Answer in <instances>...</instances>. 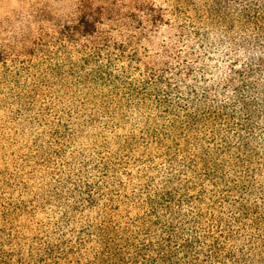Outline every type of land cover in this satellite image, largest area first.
Wrapping results in <instances>:
<instances>
[{"label":"trees","instance_id":"trees-1","mask_svg":"<svg viewBox=\"0 0 264 264\" xmlns=\"http://www.w3.org/2000/svg\"><path fill=\"white\" fill-rule=\"evenodd\" d=\"M0 264H264V0H0Z\"/></svg>","mask_w":264,"mask_h":264}]
</instances>
